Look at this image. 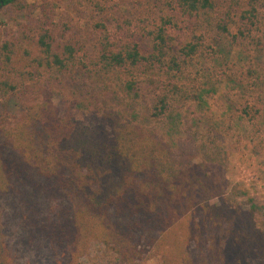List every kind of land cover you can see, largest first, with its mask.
Instances as JSON below:
<instances>
[{
	"label": "trees",
	"instance_id": "trees-1",
	"mask_svg": "<svg viewBox=\"0 0 264 264\" xmlns=\"http://www.w3.org/2000/svg\"><path fill=\"white\" fill-rule=\"evenodd\" d=\"M76 1L83 21L57 34L54 13L0 0L16 27L0 37V264H78L94 240L139 264L191 209L189 238L174 240L184 255L194 241L187 264H264L256 210L237 202L245 192L229 191L211 161L175 156L150 126L184 105L188 71L213 92L237 91L235 124L253 126L236 138L264 164V109L249 102L262 86L261 2L155 0L118 15Z\"/></svg>",
	"mask_w": 264,
	"mask_h": 264
},
{
	"label": "rangeland",
	"instance_id": "rangeland-1",
	"mask_svg": "<svg viewBox=\"0 0 264 264\" xmlns=\"http://www.w3.org/2000/svg\"><path fill=\"white\" fill-rule=\"evenodd\" d=\"M101 1L115 7L113 11L117 12L116 14L118 15L119 13H125L127 10L134 11L135 9H139L141 6L146 5L147 2L150 3V6H153L155 3V0ZM247 1L239 0L241 5H245ZM259 1L262 5L259 9V18L253 34L262 39V46L264 47V0ZM27 3L33 5L38 10L42 8L44 14L49 15L54 13L56 15L57 34L60 30L61 34L65 29H68V32H70L69 26L72 27L79 19L83 21L82 17L86 14V11L75 5L77 3L76 0H27ZM11 25L4 13H0V37L6 34L5 32L16 29V27H12ZM214 33L213 31L212 34ZM261 54L262 69L260 71L259 83L262 86L251 94L249 102H256L264 109V50ZM184 75L190 76V79L186 78V76H181V81L189 92L188 99L182 107L172 111L164 120L150 122V126L156 129L165 143L171 147L175 156L192 157L194 159L193 162L202 159L209 160L211 161V165L207 161L209 169L218 175H224L229 185V191L232 189L235 192L234 188L240 187L241 190L238 189L236 192L239 193L236 194L241 195L245 193L237 202L241 203L246 210L254 207L257 224L260 228L264 229V178L261 175L264 171V164L262 160L259 161L251 153L250 143L247 142L245 137L238 135L236 138L234 129L238 125L243 126L244 129L247 128L248 131L253 126L252 122L245 120H241V122L235 124L238 115L234 110L235 107L231 106L233 105L231 102L240 101L239 94L236 90L228 92L224 88L219 92H213L210 89L211 87L204 85L203 80L194 78L191 72L184 71ZM85 81L83 80L82 84L81 81L76 82L69 79L68 83L69 85H78L79 83L82 95H85V91L91 92V87L88 85L90 83ZM252 81L256 83V79ZM211 83L217 85V82L212 81ZM206 90L207 94L205 93ZM226 105L230 106L229 110H226ZM18 111L16 103H10V105L8 103L7 110L4 112L16 115ZM224 112L227 115H223ZM254 129H257V127L254 126ZM215 202V199H211L209 204H214ZM195 216L193 209H191L179 223V225L182 222L183 224L180 226L176 225L163 233L164 239L162 242H164V246H162L160 253L165 256V260H162V255L159 252L156 253L150 247L145 246L144 260L139 264H187L188 261L185 262L184 260L193 259V250L196 247L194 246V241H191V244L187 247L188 251H186L185 256L182 249L177 247V243H174V240L178 242V240L189 238V224L191 225L192 220H198L199 218L197 216L195 219ZM191 238L195 240L197 235H191ZM78 264L121 263L118 262L117 257L101 242L94 240L90 243L88 250L79 257Z\"/></svg>",
	"mask_w": 264,
	"mask_h": 264
}]
</instances>
